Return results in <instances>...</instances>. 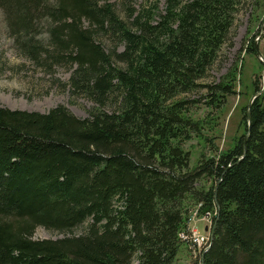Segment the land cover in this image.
Masks as SVG:
<instances>
[{"label":"trees","instance_id":"trees-1","mask_svg":"<svg viewBox=\"0 0 264 264\" xmlns=\"http://www.w3.org/2000/svg\"><path fill=\"white\" fill-rule=\"evenodd\" d=\"M130 2L0 0L17 55L68 68L62 85L93 103L85 117L0 107V264H172L194 207L214 211L195 264H264V104L227 150L190 166L182 146L201 131L186 95L218 110L232 92L233 69L208 71L242 0Z\"/></svg>","mask_w":264,"mask_h":264},{"label":"rangeland","instance_id":"rangeland-1","mask_svg":"<svg viewBox=\"0 0 264 264\" xmlns=\"http://www.w3.org/2000/svg\"><path fill=\"white\" fill-rule=\"evenodd\" d=\"M154 3L157 9L162 8V0H131L129 5L134 10L132 15H135L141 8ZM117 11L124 19L125 11L120 7ZM103 42L108 47V43ZM247 46H253L254 50L247 52ZM116 49L120 50L121 45ZM232 69V92L225 96L220 109H210L203 103L204 89L186 95L199 99L192 117L201 124L199 134L192 135L182 145L189 152L190 166L196 163L200 153L213 156L225 151L244 133L242 114L246 111L254 92L259 91V94L252 101L258 100L264 104V0H242L234 15L228 41L221 46L217 61L208 71V80L216 82ZM69 72L68 68L56 66L53 72L49 73L17 55L0 13V107L42 113L56 105H62L73 115L85 117L93 103L83 96L72 95L68 85H62L66 83ZM212 213L214 214L213 210H207L198 214L194 207L187 218L190 222L187 230L193 227L194 229H191L198 235L208 236L209 239V220ZM197 214L199 216L196 217ZM203 215H208L209 220L203 219ZM77 231L78 229L74 232ZM59 236L61 233L39 226L31 235L32 238L38 239ZM202 249L196 245L189 248L183 246L172 264H195L194 261Z\"/></svg>","mask_w":264,"mask_h":264},{"label":"built area","instance_id":"built-area-1","mask_svg":"<svg viewBox=\"0 0 264 264\" xmlns=\"http://www.w3.org/2000/svg\"><path fill=\"white\" fill-rule=\"evenodd\" d=\"M199 216L198 214L196 215V217ZM202 218H206L207 220H209V216L208 215H203ZM210 223V220H209ZM187 224H190V222L187 221ZM193 228V227H191ZM194 229V228H193ZM193 234V240H191L189 237H187L192 243L193 245L196 247H204L205 244L208 242V236H203V235H198L196 234V232H191Z\"/></svg>","mask_w":264,"mask_h":264},{"label":"bare ground","instance_id":"bare-ground-1","mask_svg":"<svg viewBox=\"0 0 264 264\" xmlns=\"http://www.w3.org/2000/svg\"><path fill=\"white\" fill-rule=\"evenodd\" d=\"M191 232H196V231H194L193 229L189 228L188 233L185 236H179V238L182 239V240H186V242L188 244H192L193 245V243L187 238V237H189L191 240H193V234ZM196 234H198V233L196 232ZM199 248L201 249L202 247H199Z\"/></svg>","mask_w":264,"mask_h":264},{"label":"water","instance_id":"water-1","mask_svg":"<svg viewBox=\"0 0 264 264\" xmlns=\"http://www.w3.org/2000/svg\"><path fill=\"white\" fill-rule=\"evenodd\" d=\"M258 53V52H257ZM259 94V91H256V92H254L252 95H251V97H250V100H249V102H248V105H247V107H246V116H247V125H248V118H249V110H248V108H249V106H250V104H251V101L257 96ZM247 135V133H245V136Z\"/></svg>","mask_w":264,"mask_h":264}]
</instances>
